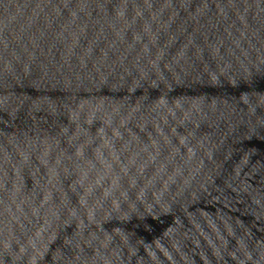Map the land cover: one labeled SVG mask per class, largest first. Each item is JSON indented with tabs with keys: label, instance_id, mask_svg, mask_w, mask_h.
<instances>
[{
	"label": "water",
	"instance_id": "obj_1",
	"mask_svg": "<svg viewBox=\"0 0 264 264\" xmlns=\"http://www.w3.org/2000/svg\"><path fill=\"white\" fill-rule=\"evenodd\" d=\"M0 264H264V0H0Z\"/></svg>",
	"mask_w": 264,
	"mask_h": 264
}]
</instances>
